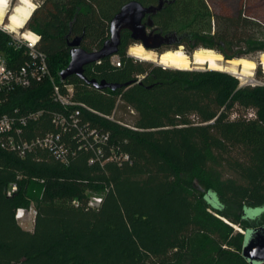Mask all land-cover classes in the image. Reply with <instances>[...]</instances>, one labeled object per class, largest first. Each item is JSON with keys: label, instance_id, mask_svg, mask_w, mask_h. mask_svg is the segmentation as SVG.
I'll use <instances>...</instances> for the list:
<instances>
[{"label": "trees", "instance_id": "obj_1", "mask_svg": "<svg viewBox=\"0 0 264 264\" xmlns=\"http://www.w3.org/2000/svg\"><path fill=\"white\" fill-rule=\"evenodd\" d=\"M129 1L41 0L25 25L40 36L54 82L73 93L68 105L55 102L46 79L16 90L0 115L42 111L26 137L59 132L68 152L60 159L35 148L20 157L0 146V264H250L242 255L245 233L264 225L263 83L241 86L224 71L139 62L127 55L134 43L128 32L120 66L108 57L84 69L87 79L120 88L60 77L70 61L67 37L84 36L89 52L101 49ZM247 1L216 15L209 0H170L152 19L163 34L182 37L188 54L206 48L246 58L264 53V40L250 36L247 51L234 52L227 30L213 32L212 24L223 16L236 34L255 25ZM0 55L10 67L25 60L2 30ZM54 113L68 118L66 127L54 124ZM93 133L108 138L95 141ZM12 183L18 189L9 196ZM94 195L102 197L98 209L89 206ZM20 208L34 211L31 230L16 219Z\"/></svg>", "mask_w": 264, "mask_h": 264}, {"label": "built area", "instance_id": "obj_2", "mask_svg": "<svg viewBox=\"0 0 264 264\" xmlns=\"http://www.w3.org/2000/svg\"><path fill=\"white\" fill-rule=\"evenodd\" d=\"M2 24V23H1ZM0 30L12 36L13 44L17 49L24 50L25 60L16 67H10L4 55H0V106L6 104L11 95L18 89L30 88L37 83H41L46 79H50L53 84V100L62 105H68L69 97L73 93L72 85H64L66 92L64 93L61 85L56 84L52 77L47 56L38 49L40 36L25 29L21 35L19 32H13L6 28V25ZM24 33L31 35L30 38L25 37ZM112 63L120 66L121 62L117 55L112 56ZM100 62V61H99ZM165 68V67H164ZM42 111L25 113L20 109H15L12 113H3L0 115V146L1 148L12 151L18 156L23 157L28 152L35 148L47 149L52 152L57 158L63 159L68 150L62 144V137L59 132H50L43 136H35L34 138L26 137V130L29 123L38 120ZM52 119L55 125L66 127L67 117L54 113ZM94 140L105 142L107 135L93 133ZM98 153H101L99 150ZM17 183H12L8 190V195L11 196L17 191ZM102 203V197L92 196L89 200V206L93 209H98ZM33 210L18 209L16 211V219L18 221L24 219L27 214ZM34 213V211H33ZM35 214V213H34Z\"/></svg>", "mask_w": 264, "mask_h": 264}, {"label": "water", "instance_id": "obj_3", "mask_svg": "<svg viewBox=\"0 0 264 264\" xmlns=\"http://www.w3.org/2000/svg\"><path fill=\"white\" fill-rule=\"evenodd\" d=\"M165 3H169V1L159 0L157 5L149 6L143 5L137 0L125 3L110 22L109 38L103 43L101 49L97 51L89 52L82 48L84 36H77L73 39L68 36L67 45L70 47V61L66 68L60 72L61 79L65 81L71 76H76L99 90L107 88L116 90L120 88L122 86L120 84H110L105 80L97 81L94 79H87L84 75V69L90 64L117 55L123 31H129L132 39L140 44L146 51H154L158 55H162L168 50L175 49L176 46L181 47V39L179 38L176 40V37H178L176 33L163 35L160 32H155V29L148 32V28L154 27V21L151 16L161 11ZM146 16H148V18L144 21ZM163 45H166L168 49L160 53L157 52ZM191 55L192 54H189V56ZM223 59L225 61L232 60L224 57ZM245 235L242 249L243 257L250 264H264V225L249 229Z\"/></svg>", "mask_w": 264, "mask_h": 264}, {"label": "bare ground", "instance_id": "obj_4", "mask_svg": "<svg viewBox=\"0 0 264 264\" xmlns=\"http://www.w3.org/2000/svg\"><path fill=\"white\" fill-rule=\"evenodd\" d=\"M11 0H0V24H3L7 16V9ZM35 10V4L31 0H19V3L13 8L8 15L6 28L13 32L23 29ZM25 37L31 35L24 33ZM129 54L141 61L157 63L163 67L177 70H191L207 68L214 71H224L236 75L242 80L249 78L257 67V64L247 58L232 59L223 61L222 55L211 50L200 48L194 51L191 56L185 53L182 48L172 49L158 55L153 51H146L141 45L131 48ZM259 65L264 71V53L259 56Z\"/></svg>", "mask_w": 264, "mask_h": 264}, {"label": "rangeland", "instance_id": "obj_5", "mask_svg": "<svg viewBox=\"0 0 264 264\" xmlns=\"http://www.w3.org/2000/svg\"><path fill=\"white\" fill-rule=\"evenodd\" d=\"M31 1L35 4V8H37V6L41 0H31ZM238 1L239 0H209V3L211 5L212 11L216 15H220L222 7H226L230 12L235 13L236 10L238 9V5H239ZM18 3H19V0H11L10 1L8 9H7V16L4 18L3 24H1L2 27H4L7 24L8 15L12 12L13 8ZM245 10L247 11L248 15L252 16L251 18L254 19L256 24L255 25H248L247 24L246 26H242V28L238 30L237 34L231 28V26H229L230 24L223 21L224 20L223 16H221V17L216 16V18L212 24V27H213L212 31L213 32L214 31H220V30L221 31L227 30L229 37L234 39L233 46H231L232 51H234V52H237V51L245 52V51H247L245 48V39L249 38L250 36L257 37L258 39L264 40V0H252L250 3H248V1H247ZM27 30H29V29H27ZM24 31L25 30L20 29L18 32L21 35ZM138 45H140V44H138ZM135 47H137V45H132L128 49V51H127L128 56L133 57L129 54V51L131 48H135ZM179 48H182V50H184V52L187 53L184 46L176 47L175 49H179ZM198 49H200V48H198ZM224 49H227L226 46H224ZM211 50H213V49H211ZM213 51H215V50H213ZM215 52H217V51H215ZM260 54H262V53H260V52L250 53L249 52V53H247L248 57H246V58L253 60L257 64V67H258V64H259L258 59H259ZM134 59H137V58L134 57ZM137 60L139 62H142L139 59H137ZM223 61H225V60L223 59ZM146 62L153 63L154 65H159V64L154 63V62H149V61H146ZM225 62H227V61H225ZM159 66H161V65H159ZM161 67H163V66H161ZM257 67L252 72V75L249 78H246L245 80L240 79L236 75H233V74L232 75L239 80L241 86H243V85H257V84H262V83L264 84V71L261 68L263 76H261V78H258ZM165 68H167V67H165ZM167 69H172V68H167ZM191 70H209V69H207V68H203V69L191 68ZM250 114H249V116H250ZM257 212L259 213V210H255V211L251 212L250 214H256ZM19 223L23 228L31 230L33 228V224H34V213H33V211H30V213L27 214V216L24 219L20 220ZM236 229L239 231H243L238 226Z\"/></svg>", "mask_w": 264, "mask_h": 264}, {"label": "flooded vegetation", "instance_id": "obj_6", "mask_svg": "<svg viewBox=\"0 0 264 264\" xmlns=\"http://www.w3.org/2000/svg\"><path fill=\"white\" fill-rule=\"evenodd\" d=\"M168 1L170 2V0H168ZM153 16H154V15H153ZM153 16H151V17H153ZM147 18H148V16L145 17L144 21H146ZM153 29H155V32H160V31H158L157 28L155 27V24H154V27H153V28H148V32H151ZM123 32H128V33H130L129 31H123ZM123 32H122V33H123ZM160 33H162V32H160ZM162 34H163V33H162ZM163 35H165V34H163ZM109 36H110V34H109ZM130 36H131V33H130ZM73 38H75V37H73ZM73 38H71V39H73ZM131 38H132V37H131ZM179 38L181 39L180 42L183 41V38H182V37H179V36L176 37V40L179 39ZM121 39H122V38H121ZM132 40H133V39H132ZM82 41H83V40H82ZM133 41H134V40H133ZM133 45H138V43H136V42L134 41ZM131 46H132V45H131ZM131 46H130V47H131ZM176 47H177V46H176ZM166 49H168V47H167L166 45H163L161 48L158 49L157 52L160 53V52H163V51L166 50Z\"/></svg>", "mask_w": 264, "mask_h": 264}]
</instances>
